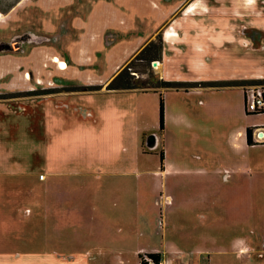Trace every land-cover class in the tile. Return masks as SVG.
<instances>
[{"label": "rangeland", "instance_id": "374dc122", "mask_svg": "<svg viewBox=\"0 0 264 264\" xmlns=\"http://www.w3.org/2000/svg\"><path fill=\"white\" fill-rule=\"evenodd\" d=\"M224 6L227 13L222 12ZM221 14L231 16L232 21H223ZM152 40L161 43V61H157L158 68L152 65L154 61L150 67L136 63L130 71L139 82L151 79L152 74V78L183 84H245L221 90L158 89L164 97L162 136L159 94L149 91L141 96L140 105L149 109L150 127H154L148 129L161 137L159 150L146 154L149 167L152 162L158 166L163 149L169 172L162 178L161 174L104 178V183L125 182L150 189L149 202L154 205L149 215L156 240L162 204L178 200L184 204V223L186 218L213 220L216 238L224 239L216 244L221 241L230 250L240 237L254 248L251 254L238 257L213 253L214 264H264V141L257 142L262 146H249L245 136L250 123L264 122V113L247 114L244 108L245 92L264 91V0H0L2 249L41 253L35 264H47L48 250L54 251L47 246L57 248L62 240L56 237L48 244L47 226L36 230L24 210L33 212V217L40 213L45 224L48 217L72 219L80 201L93 200L78 189L94 184L96 178L76 173L65 176L71 191L57 194L53 210L35 209L34 198L47 202L41 186L45 181L38 183L36 175L46 170V157L53 150L47 142L51 137L44 110L95 108L101 104L97 93L110 91L107 84ZM54 55L63 59V69L51 62ZM206 107H212L211 112ZM144 145L148 151L147 138ZM67 154L76 156L75 150ZM57 211H63L62 215L57 216ZM68 227V235L61 238L75 240L66 241L65 249L79 243L73 234L78 236L79 226ZM49 228L52 235L63 231V226ZM37 235L40 240L33 241ZM195 239L184 236L182 249L191 253L200 246L197 249L203 250L206 242ZM206 258L195 252V259L203 264ZM54 264L65 263L56 257Z\"/></svg>", "mask_w": 264, "mask_h": 264}, {"label": "crops", "instance_id": "0c3cea01", "mask_svg": "<svg viewBox=\"0 0 264 264\" xmlns=\"http://www.w3.org/2000/svg\"><path fill=\"white\" fill-rule=\"evenodd\" d=\"M148 93L150 92L142 93L137 90L102 91L97 93L101 95L99 96L101 104L98 105L100 107L44 110V124H47L51 137L50 139L47 137V142L53 146V150L46 157V170L36 175L38 183L45 181L41 186L42 193H47V202L43 203L39 197L34 198L35 209L44 210L47 207V211L53 210L57 194L71 191L69 185L64 182L65 176L81 173L86 178H96L94 184L79 186L78 193L85 192L93 200L80 201V209L74 216L78 217L77 219L73 216L72 219L58 217L61 220H55L56 216L48 217L44 224L40 213L39 216L33 217V212L26 213L27 208L24 210V215L30 214L31 223L36 230L41 225L47 226L48 244L56 237L59 241L62 240L57 248L53 244H47V249H54L47 252L51 254L47 256V264H54L56 257L60 263L65 264L72 261H79V264H138L139 255L149 253L160 254L161 264H203L202 261L195 259L197 251L201 255H207L205 264H214L211 261L213 253L219 255L236 253L238 257L251 254L253 251L254 248L246 243L245 238L240 237L234 239L235 242L230 250L220 244L221 241L216 244L217 240L224 239L220 236L216 238L213 220H206V223L201 216L202 219L195 218V220L186 218L184 223L181 219L185 218L184 204L178 200H170L162 204L156 240L151 228L153 218L151 219L149 215L152 214L153 208V202H149L150 189L144 185H130L125 182L104 183V178L142 177L145 174L154 176L161 174L162 178L169 172L167 156L163 149L164 160L160 161L158 166L156 162H152L153 165L149 167L150 163L146 157L148 153L157 152L161 146V137L158 133L148 129L154 128L150 127L149 109L143 104L140 105L141 96ZM206 108L211 112L212 107ZM60 109H63L64 113ZM257 125L264 126V122H253L248 127L253 128ZM56 126L58 128L53 130ZM70 134L72 137L65 140ZM152 135L154 140L150 139ZM145 138L148 144H153L154 147L149 149L145 147L148 151L142 150V152ZM253 141L256 142L255 135ZM74 150L76 156L67 154ZM62 213L63 211H57L56 215L60 216ZM82 217H85L84 222ZM68 224L79 226L78 236L77 233H73L79 243H73V248L72 244H69L65 249L66 241L75 240L72 237L70 239L64 237L68 235L65 233L70 229ZM51 225L63 226V231H57L52 235L49 228ZM62 234L64 235L61 238ZM184 236L188 239L205 241L206 244L201 246L204 249L199 250L197 248L200 246H196V249L190 251L192 254L183 250L181 245ZM10 240L13 242L11 238L8 239ZM32 240L36 241L40 238L37 235ZM3 249L0 241V264H35L43 255L35 252L22 253L17 249L7 252L8 249ZM24 256L25 260H23ZM249 257L252 258L251 255Z\"/></svg>", "mask_w": 264, "mask_h": 264}, {"label": "trees", "instance_id": "16d2710c", "mask_svg": "<svg viewBox=\"0 0 264 264\" xmlns=\"http://www.w3.org/2000/svg\"><path fill=\"white\" fill-rule=\"evenodd\" d=\"M162 57V46L161 43L156 42L155 40L150 41L146 44L139 53L135 56V60L131 63H128L124 69H122L117 75H115L112 80L107 84V90H131V89H142V93L153 92L154 94H159V132L162 134L164 130V97L163 93L160 92L158 89L166 90V89H174L178 91L180 88H184V90H188L191 87H210V88H223V87H241L244 86V82H235V83H228L225 85L220 84H209V83H201V82H190L189 84L177 83L172 82L170 80H162L159 79L157 76L150 75L151 79H147L146 81L139 82L136 79V75L132 73L131 70L134 67H137L138 64H143L141 66L150 67L153 61H161ZM138 63V64H136ZM130 64H132L130 66ZM135 72V71H133ZM151 89V90H148ZM245 97V94H244ZM264 100V97H263ZM246 103V98L244 99ZM246 106V105H245ZM244 106V107H245ZM247 114H258L264 113V106L261 110H257L252 113ZM253 128L248 127L245 131L246 141L249 146L258 145L256 142L253 141ZM142 148L144 152H147L142 144ZM160 161L163 162L164 160V153L163 150L159 153ZM139 263L138 264H159L160 263V254L157 253H149L144 255H139Z\"/></svg>", "mask_w": 264, "mask_h": 264}, {"label": "built area", "instance_id": "2783aa9c", "mask_svg": "<svg viewBox=\"0 0 264 264\" xmlns=\"http://www.w3.org/2000/svg\"><path fill=\"white\" fill-rule=\"evenodd\" d=\"M247 94L250 96V102L247 101ZM264 91L261 88L252 90L250 93L245 92V110L252 113L257 110H261L264 106ZM261 134V135H260ZM255 141L256 142H263L264 141V132L260 131L259 133L255 134ZM260 144V143H258ZM161 264V263H159Z\"/></svg>", "mask_w": 264, "mask_h": 264}, {"label": "flooded vegetation", "instance_id": "af4514ba", "mask_svg": "<svg viewBox=\"0 0 264 264\" xmlns=\"http://www.w3.org/2000/svg\"><path fill=\"white\" fill-rule=\"evenodd\" d=\"M227 11H228L227 7L224 6V8L222 9V12H226L227 13ZM220 17L221 18L223 17V21H224V20L230 19L231 16H229L227 14H224V16H223V14H221ZM220 17L218 18V22L221 24V21H220L221 18ZM233 19L236 20V18H233ZM230 21H232V20L230 19ZM223 34L225 35L226 31H223ZM262 129H263V125L254 126L253 127V131H252L253 135L259 133ZM258 145H262V144H258Z\"/></svg>", "mask_w": 264, "mask_h": 264}, {"label": "bare ground", "instance_id": "6f19581e", "mask_svg": "<svg viewBox=\"0 0 264 264\" xmlns=\"http://www.w3.org/2000/svg\"><path fill=\"white\" fill-rule=\"evenodd\" d=\"M190 11V10H189ZM169 32V31H168ZM251 51V50H250ZM51 62H54V63H56V66L58 67V68H61V69H63L64 67H65V63H64V61H63V59L61 60L60 58H58L57 56H53V57H51ZM158 66V65H157ZM156 66V67H157ZM158 68V67H157ZM27 76L30 78V74L28 73V72H26L25 73V77L27 78Z\"/></svg>", "mask_w": 264, "mask_h": 264}, {"label": "water", "instance_id": "95a60500", "mask_svg": "<svg viewBox=\"0 0 264 264\" xmlns=\"http://www.w3.org/2000/svg\"><path fill=\"white\" fill-rule=\"evenodd\" d=\"M154 67H156L157 65H158V62L157 61H154L153 62V64H152ZM261 135V134H260ZM151 138V140H154V136L152 135V136H150ZM148 146H149V148H153L154 147V145L153 144H148Z\"/></svg>", "mask_w": 264, "mask_h": 264}]
</instances>
